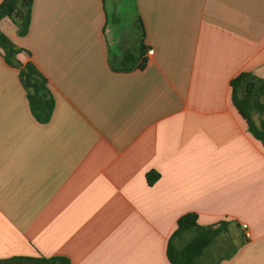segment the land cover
<instances>
[{
    "label": "crops",
    "instance_id": "crops-1",
    "mask_svg": "<svg viewBox=\"0 0 264 264\" xmlns=\"http://www.w3.org/2000/svg\"><path fill=\"white\" fill-rule=\"evenodd\" d=\"M131 2L134 29L109 23L106 0H33L23 36L0 20L54 101L37 122L0 50V259L170 264L177 220L195 213L226 223L216 237L233 247L205 264H264V143L230 88L264 79V0ZM140 42L143 68L115 69Z\"/></svg>",
    "mask_w": 264,
    "mask_h": 264
},
{
    "label": "trees",
    "instance_id": "trees-1",
    "mask_svg": "<svg viewBox=\"0 0 264 264\" xmlns=\"http://www.w3.org/2000/svg\"><path fill=\"white\" fill-rule=\"evenodd\" d=\"M33 0H2L0 3V20L8 17L17 26V33L23 36L27 33L31 5ZM140 40L143 38V27L139 25ZM0 50L4 60L18 69V78L28 101L29 109L35 120L45 123L49 120L54 101L48 90L45 77L30 62L21 64L16 55L21 49L16 48L9 39L0 32ZM147 47L142 42L133 51L124 52L115 69L127 71L134 67L143 68L145 58L142 56ZM231 102L247 125L249 133L257 140L264 143V103L260 97L264 96V79H259L250 73L242 72L230 81ZM262 114L259 124L256 125L253 114ZM159 175L149 172L146 174L148 185H153ZM215 227V228H214ZM226 223L219 222L210 226H200L197 223V214L187 213L180 216L176 223V229L171 234L166 256L170 264H198L208 245L222 231H225ZM193 232L192 238L182 247H177L175 239L183 234ZM0 264H69L67 258L53 257H22L14 256L0 259Z\"/></svg>",
    "mask_w": 264,
    "mask_h": 264
},
{
    "label": "rangeland",
    "instance_id": "rangeland-1",
    "mask_svg": "<svg viewBox=\"0 0 264 264\" xmlns=\"http://www.w3.org/2000/svg\"><path fill=\"white\" fill-rule=\"evenodd\" d=\"M105 6L108 13L109 23L113 25V27L119 29L126 26V29L127 27L134 29L133 26H135L134 22H136L137 17L131 0H106ZM260 101L264 103V96L260 97ZM260 117H262V114H253V119L256 124H258ZM193 235L194 233L191 231L183 234L180 238L175 239L177 247H182L192 238ZM217 237L213 240L214 242L208 251L210 253L207 254V251L204 253L205 258H210L213 251L218 252L217 254H221L222 252H230L232 250L231 239H226V237H220L217 239ZM200 259L199 264H205L203 256Z\"/></svg>",
    "mask_w": 264,
    "mask_h": 264
},
{
    "label": "built area",
    "instance_id": "built-area-1",
    "mask_svg": "<svg viewBox=\"0 0 264 264\" xmlns=\"http://www.w3.org/2000/svg\"><path fill=\"white\" fill-rule=\"evenodd\" d=\"M147 55H152L153 51L151 49H148L146 51ZM241 230H242V233H243V236L244 238H248L249 237V231H248V228H247V225L246 224H241Z\"/></svg>",
    "mask_w": 264,
    "mask_h": 264
}]
</instances>
